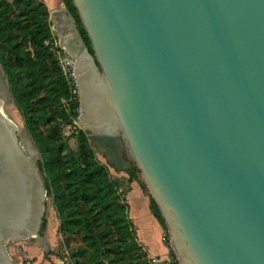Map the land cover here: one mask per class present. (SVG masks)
<instances>
[{"label": "water", "instance_id": "obj_1", "mask_svg": "<svg viewBox=\"0 0 264 264\" xmlns=\"http://www.w3.org/2000/svg\"><path fill=\"white\" fill-rule=\"evenodd\" d=\"M58 0L78 127L116 171L138 169L178 264H264V0ZM7 93L10 95L8 84ZM0 264L46 246L39 154L2 111Z\"/></svg>", "mask_w": 264, "mask_h": 264}, {"label": "trees", "instance_id": "obj_2", "mask_svg": "<svg viewBox=\"0 0 264 264\" xmlns=\"http://www.w3.org/2000/svg\"><path fill=\"white\" fill-rule=\"evenodd\" d=\"M62 2L92 51L72 0ZM55 40L43 0H0V67L38 150L59 233L65 239L78 237L79 243L70 250L71 264H151L137 239L115 170L99 158L85 130L74 126L70 135L75 149L62 135V124L74 125L79 102L73 79L57 60L55 51L60 49L52 48ZM136 170L125 172L127 181L136 179ZM149 201L152 214L165 228L152 197ZM45 223L43 218L41 230ZM169 252L175 256L172 249Z\"/></svg>", "mask_w": 264, "mask_h": 264}, {"label": "crops", "instance_id": "obj_3", "mask_svg": "<svg viewBox=\"0 0 264 264\" xmlns=\"http://www.w3.org/2000/svg\"><path fill=\"white\" fill-rule=\"evenodd\" d=\"M46 6L51 9V5L58 0H44ZM124 198L128 203V214L134 224L137 239L149 256H157L160 259L167 258L166 245L161 240L162 229L158 220L149 209L148 195L142 190L137 179H133L128 190L124 193ZM55 216L47 219V226L44 229L46 246L29 241H23L20 249L24 251L33 264H63V260L54 254V243L51 239V226L57 224ZM15 255L18 252L15 251Z\"/></svg>", "mask_w": 264, "mask_h": 264}, {"label": "rangeland", "instance_id": "obj_4", "mask_svg": "<svg viewBox=\"0 0 264 264\" xmlns=\"http://www.w3.org/2000/svg\"><path fill=\"white\" fill-rule=\"evenodd\" d=\"M55 4L54 5L52 4L51 7L55 6ZM48 11H49V8H48ZM55 45H57L56 40L52 44L53 49H54ZM55 54H56L58 61H59V59H61V58L63 59V57H64V53L61 50L60 51L56 50ZM6 85H7V80H6L4 74L1 70V67H0V90L3 92L5 99H6L4 107H2V111L6 114V116L10 117L13 121L16 122L18 127L22 130L23 134L28 139H31L30 135L28 134V132L25 128V123H24L23 117L19 113L13 99L11 98V95H8V93H7V86ZM73 122H74V125L62 124L61 125V132H62V135L64 136V138H67V142H68V145L70 146V148L75 149L76 148V140L70 134L75 131V127L78 128V126L76 124L78 122V118H76ZM42 128L45 130L46 126H42ZM99 158L104 161V159L100 155H99ZM113 175L117 176L120 179V181H121L120 188L123 189V191H124L123 196H124V193L128 190L129 184L133 179L130 181H127L128 176L123 171H116L115 170V171H113ZM135 177L138 180L142 190L148 195V202H150L149 199H150L151 195H150V193H149L138 169L136 170ZM141 184L144 186L142 187ZM149 209H150V206H149ZM52 215L55 216L54 219H56V222H57L56 226H55V224L53 226H51V239H52V243H54V254L57 257H59L61 260H63V264H71V261L69 259L70 250H71V248H73L74 246H76L79 243L78 237L77 236H70L67 239H65V237L61 236V234L59 233V230H58L57 213H56V210H55L54 205H53L52 196L46 194L45 214H44V218L46 219V223H45L44 229H46V226H47V219ZM161 229H162L161 240L166 245V248L168 251L166 254L167 255V258H166L167 264H178V262L175 263L176 257L173 256V254L169 252L171 247L169 245V238H168V235L166 232V228H163L161 226ZM23 241H16V242L10 241L6 244L7 251L13 259H15L14 248H20V242H23ZM15 251H17V250H15ZM150 257L151 256H149V261H150ZM150 263H151V261H150Z\"/></svg>", "mask_w": 264, "mask_h": 264}, {"label": "built area", "instance_id": "obj_5", "mask_svg": "<svg viewBox=\"0 0 264 264\" xmlns=\"http://www.w3.org/2000/svg\"><path fill=\"white\" fill-rule=\"evenodd\" d=\"M59 64L63 70V72L74 81V71H73V63L74 61L68 57L66 54H64L63 59H59ZM23 241V240H21ZM16 242V241H15ZM22 242H20V245ZM17 250L18 255H15L14 262L15 264H33L32 258H30L24 251H22L20 248H15ZM151 264L156 263H162L167 264V259H160L157 256H151L150 257Z\"/></svg>", "mask_w": 264, "mask_h": 264}]
</instances>
